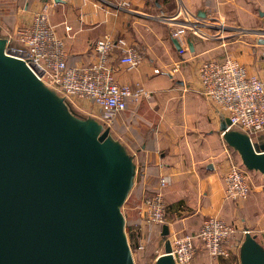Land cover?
<instances>
[{
    "label": "crops",
    "instance_id": "0c3cea01",
    "mask_svg": "<svg viewBox=\"0 0 264 264\" xmlns=\"http://www.w3.org/2000/svg\"><path fill=\"white\" fill-rule=\"evenodd\" d=\"M116 1L0 0V37L8 39V48L18 46L16 30L28 25L46 4L68 65L82 67L94 61L92 45L102 36L122 37L141 55L139 66L131 70L117 55L111 62L119 84L140 87L145 94L130 99L123 112L102 116L112 138L135 164L123 215L129 239L144 245L135 253L140 264H152L163 253L157 254L156 236L162 226L142 222L139 209L161 176L169 178L163 192L170 232L175 225L195 234L203 220L217 216L249 230L264 245V176L250 171L255 184L243 202L225 199L222 178L228 159L236 162L239 155L223 140L220 123L226 116L200 93L197 76L201 61L226 56L248 73L264 76V0H131L130 10L116 8ZM155 15L174 18L178 26L182 18H189L198 32L186 27L184 41L190 40L193 51L180 54L173 42L174 30L184 24L175 29L157 23ZM137 222L136 233L132 228ZM232 257V263L217 264H240L238 253ZM193 260L190 264H200L198 258Z\"/></svg>",
    "mask_w": 264,
    "mask_h": 264
},
{
    "label": "water",
    "instance_id": "95a60500",
    "mask_svg": "<svg viewBox=\"0 0 264 264\" xmlns=\"http://www.w3.org/2000/svg\"><path fill=\"white\" fill-rule=\"evenodd\" d=\"M228 125L226 117L223 140L246 170L264 176V142ZM134 176L109 127L73 114L0 37V264H135L121 211ZM160 233L154 264H176L166 224ZM238 256L264 264V247L247 229Z\"/></svg>",
    "mask_w": 264,
    "mask_h": 264
},
{
    "label": "built area",
    "instance_id": "2783aa9c",
    "mask_svg": "<svg viewBox=\"0 0 264 264\" xmlns=\"http://www.w3.org/2000/svg\"><path fill=\"white\" fill-rule=\"evenodd\" d=\"M130 1L117 0L112 5L130 10ZM47 8L43 4L31 22L19 27L14 34L15 42L24 52V55L18 56L26 61L38 79L76 108L75 98L91 102L98 108L101 117L123 112L130 99L136 100L145 94L142 88L119 84L115 79L111 62L115 55L119 63L129 70L135 69L141 62L137 49L122 37L102 36L96 39L92 45L94 61L82 67L68 65L64 42L50 24ZM188 20L186 18L184 23L189 24ZM185 28L174 30L180 54L188 52L184 41ZM190 30L194 34L198 32L196 27ZM197 76L200 93L229 119L228 129L245 133L253 144L264 142V76L248 73L244 65L228 56L221 60L201 61L197 66ZM222 180L226 200L243 202L247 199L251 192V179L249 171L243 166L229 158ZM168 185L169 178L161 176L157 187L143 200L139 208L142 222L158 226L165 224L167 205L163 191ZM139 229L140 223L137 222L132 231L139 232ZM239 230L236 224L211 216L203 220L195 234L168 235L170 253L176 264H190L197 253V245L213 258H229L238 253L242 241L237 237ZM135 249L143 250L144 245L139 244Z\"/></svg>",
    "mask_w": 264,
    "mask_h": 264
},
{
    "label": "rangeland",
    "instance_id": "374dc122",
    "mask_svg": "<svg viewBox=\"0 0 264 264\" xmlns=\"http://www.w3.org/2000/svg\"><path fill=\"white\" fill-rule=\"evenodd\" d=\"M155 17H156V22L158 23V22H160V23H166L167 25H170L171 27H175V29L176 28H178L179 26H182L183 24L185 25L184 27H188V28H195V25H189V24H185L184 23V21H185V19L184 18H182L183 20H182V25L180 24L179 26L176 24V23H174L176 20H174V18L172 19L173 21H170L168 18H165V17H162L161 15H155ZM73 101H74V103L75 104H77L78 105V107L76 108L75 106H72L70 103H67L68 104V106H69V108H70V110H71V112L73 113V114H75L76 116H78L79 118H83V119H87V118H94L95 120H97L99 123H101V124H103L104 125V123H103V121L101 120L102 119V117H101V114H100V112H99V110H98V108L94 105V104H92L91 102H89V101H87V100H85V99H73ZM105 126V125H104ZM235 155L237 156V154L235 153ZM238 157V156H237ZM236 162L238 163V164H240L241 165V162H240V160H239V158L236 160ZM242 166V165H241ZM249 176H250V179H251V189H252V185L253 184H255V180H254V178H253V174L249 171ZM127 202H128V199L124 202V204H123V206H122V208H121V211H122V213L124 212V210H125V206L127 205ZM221 218V217H220ZM223 219V218H222ZM224 220V219H223ZM226 221V220H225ZM227 222V221H226ZM202 223V222H201ZM166 224V223H165ZM231 224H234V223H231ZM201 225V224H200ZM178 226H179V224H178ZM200 227V226H199ZM179 228L178 227H176L175 225L173 226V229H171V232L169 231V236H171V235H174V234H176V235H192V233H187V232H184V231H179L178 230ZM199 229V228H198ZM198 229L195 231V232H197L198 231ZM128 231V227L126 226L125 227V232H127ZM240 232H239V234H240V236H241V238L243 239V236H244V234L242 233V230H239ZM161 232V231H160ZM194 232V233H195ZM137 233V232H136ZM156 236H158V238H157V242H158V248H157V254L159 253V252H163V243H164V241H165V237H163V236H161V233H159V234H157ZM129 238V237H128ZM127 238V239H128ZM166 238H168V236L166 237ZM131 242V243H130ZM129 243L131 244V246H133L132 248V250H133V257L135 258V260H136V262H137V264H140L139 263V261H138V257L136 256V250L137 249H135L138 245H136L134 242H132V239H129ZM263 247H264V245H262ZM144 250V249H143ZM140 251H142V250H140ZM153 258V257H152ZM195 258H198V262L200 263V264H217V262H224L225 260L228 262H230V263H232L233 262V260H232V256L231 257H229V258H213V257H211V256H209L205 251H204V249H202L201 247H199V245H198V249H197V253H196V255H195V257H194V259ZM194 260H192L191 262H193ZM190 262V263H191ZM152 264H154V262L152 263Z\"/></svg>",
    "mask_w": 264,
    "mask_h": 264
},
{
    "label": "trees",
    "instance_id": "16d2710c",
    "mask_svg": "<svg viewBox=\"0 0 264 264\" xmlns=\"http://www.w3.org/2000/svg\"><path fill=\"white\" fill-rule=\"evenodd\" d=\"M8 50L10 51V53H15L16 55H24V52L20 46L9 47Z\"/></svg>",
    "mask_w": 264,
    "mask_h": 264
}]
</instances>
